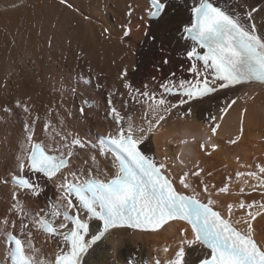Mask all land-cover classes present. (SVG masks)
<instances>
[{
    "label": "bare ground",
    "instance_id": "1",
    "mask_svg": "<svg viewBox=\"0 0 264 264\" xmlns=\"http://www.w3.org/2000/svg\"><path fill=\"white\" fill-rule=\"evenodd\" d=\"M248 2L264 8V0ZM192 3L193 0H171L169 17L159 31L161 39L153 46L150 39L153 30L145 29L138 19L144 16L147 20L148 0H68L67 4L61 0H0V264H10L2 219L5 216L17 219L9 212L13 186L4 180L16 170L21 146L29 148L25 143V122L35 120L33 142L55 146L59 141L55 132L77 136L86 147L73 149L76 153L73 171L83 178L87 169L93 167L96 178H110L95 172L96 166L90 160L96 154L101 170L115 171L113 155L98 154L99 136L115 135L117 131L109 114L108 98L111 95L113 105L121 114L132 115L139 125L145 108L132 100L138 95L136 89L159 92L161 83L193 79L187 71L190 63L185 59L191 42L181 39L185 34L180 30L189 19ZM228 3L234 5L236 0ZM130 6L135 9L131 23L126 15ZM256 22L262 25L264 19L258 16ZM125 25L132 29L128 37L123 36ZM145 31L149 32L148 36ZM258 33L264 36V27ZM165 57L168 64L163 63ZM125 70L126 76L122 77ZM125 83H130L132 90L126 89ZM178 98L168 97L173 102ZM225 99H237V103L220 121L216 136L202 150L203 142L193 136H202L204 132L211 135L204 116L208 112L218 116ZM17 100L29 107V113L16 106ZM85 100L93 106L84 104ZM81 106L85 109L83 115L79 111ZM191 106L194 112L191 118L180 119V112L188 105L174 110L161 134L142 149L157 161L167 163L178 185V177L184 172L189 173L188 181L197 183L196 191H201V181L217 189L229 183L231 194L213 196L221 205L238 204L240 200L264 202V194L248 187L256 181L249 179L245 184V177H236L237 172L258 171L256 165L264 164V86L252 83L222 90L213 94L212 99L192 101ZM242 113L243 135L231 144L228 141L239 134ZM46 122H50L47 131L44 130ZM180 139L194 142L183 146L193 154V157L180 156L184 165L177 163ZM212 143L218 145L215 150ZM85 159L88 164L84 163ZM197 169L203 170L201 180L191 175ZM241 187L244 193H240ZM57 195L55 185L48 184L45 194L38 199L21 194L20 203L25 212L34 214L42 208L47 210ZM201 199L205 197L202 195ZM220 209L224 211L223 207ZM236 215H243V211H237ZM252 224L255 239L264 244V215ZM185 226L183 222H173L156 232L117 230L114 236L119 238V252L112 251L115 245L111 240L106 241L87 257V264H113V261L115 264H155L157 260L166 264L174 258L181 239L180 230ZM16 232L19 235L18 219ZM32 242L38 252L30 255L40 264H50L59 252L56 243L35 229ZM198 256L199 253L189 252L187 259L192 264Z\"/></svg>",
    "mask_w": 264,
    "mask_h": 264
},
{
    "label": "snow or ice",
    "instance_id": "2",
    "mask_svg": "<svg viewBox=\"0 0 264 264\" xmlns=\"http://www.w3.org/2000/svg\"><path fill=\"white\" fill-rule=\"evenodd\" d=\"M61 3L67 4L68 0H61ZM148 5L145 10L147 20L144 16L138 19L145 29L153 30L150 39L155 46L161 39L159 31L169 17L172 5L171 0H148ZM134 11L130 6L126 13L129 23ZM258 16L264 19V8H257L248 0H236L234 5L223 0V6L221 0H193L189 19L180 29L185 34L181 39L191 42L185 59L190 63L187 71L193 79L161 83L162 91L159 92L136 89L138 95L132 100L145 108L139 125L132 115L121 114L113 105L111 95L108 98L109 114L117 131L107 138V143L101 142L98 154L107 156L111 153L115 171L101 170L96 154L91 155L90 160L96 166L95 172L110 178H96L93 167L87 169L83 178L78 177L73 171L76 155L73 149H84L85 142L72 133L61 132H55L59 137L55 146L33 142L35 120L26 121L25 143L29 148L21 146V155L16 157V170L4 181L13 186L9 212L19 220L18 235L17 219L8 216L2 219L10 264H40L30 255L38 252L32 242L33 229L44 233L59 249L50 264H87V257L106 241L111 240L115 245L112 251L119 252V238L114 236L117 230L156 232L170 220L181 221L186 226L180 230L181 239L174 258L166 264H190L189 252L199 253L192 264H264V244L255 239L252 224L264 215V202L240 200L238 204L221 205L213 196L231 194L229 183L217 189L215 185L201 181L202 189L196 191L188 182V172L181 174L178 182L183 189H191V194L180 192L169 165L158 162L154 155L142 149L161 134L174 110L188 105L180 112V119L191 118L194 115L192 101L203 102L222 90H233L246 84L264 86V36L258 34L264 24H257ZM131 31V27L125 25L123 36L128 37ZM145 35L149 32L145 31ZM163 63L168 64L169 60L165 57ZM123 76H126V70ZM124 87L132 90L130 83H125ZM171 96L179 98L173 102L168 99ZM236 103L237 99H225L218 116L211 112L205 114L211 135L204 132L202 139L212 141L220 121ZM16 106L24 113L30 111L19 100ZM124 107H128L127 100ZM79 111L83 115L84 107L81 106ZM49 123L44 124L45 131L49 129ZM243 132L242 113L239 134L228 142L235 144ZM179 143L188 144L189 141L180 139ZM211 147L215 150L218 145L212 143ZM200 148L205 149V143H201ZM88 162V159L84 160L85 164ZM256 168L258 171L237 172L236 177H245V184L249 179L256 181L248 187L264 194V164H257ZM202 171L197 169L191 175L198 177ZM48 184L55 185L58 195L47 210L42 208L34 214L25 212L20 203L21 194L38 199L45 194ZM239 191L244 193L245 189L241 187ZM202 195L205 199H201ZM241 210L243 215L237 217V211ZM155 264L161 262L157 260Z\"/></svg>",
    "mask_w": 264,
    "mask_h": 264
},
{
    "label": "rangeland",
    "instance_id": "3",
    "mask_svg": "<svg viewBox=\"0 0 264 264\" xmlns=\"http://www.w3.org/2000/svg\"><path fill=\"white\" fill-rule=\"evenodd\" d=\"M80 81H81V79H80ZM97 86V85H96ZM108 95V94H107ZM106 118H107V116H106ZM203 150V149H202ZM5 181V180H4Z\"/></svg>",
    "mask_w": 264,
    "mask_h": 264
}]
</instances>
